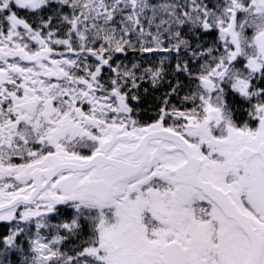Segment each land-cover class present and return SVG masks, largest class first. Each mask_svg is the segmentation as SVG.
<instances>
[{
	"label": "snow or ice",
	"instance_id": "snow-or-ice-1",
	"mask_svg": "<svg viewBox=\"0 0 264 264\" xmlns=\"http://www.w3.org/2000/svg\"><path fill=\"white\" fill-rule=\"evenodd\" d=\"M0 264H264V0H0Z\"/></svg>",
	"mask_w": 264,
	"mask_h": 264
}]
</instances>
